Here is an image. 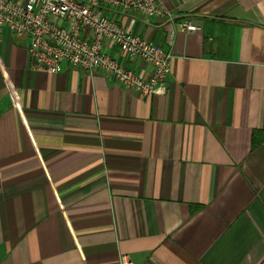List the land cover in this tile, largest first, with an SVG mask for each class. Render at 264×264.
Listing matches in <instances>:
<instances>
[{"label":"crops","instance_id":"crops-1","mask_svg":"<svg viewBox=\"0 0 264 264\" xmlns=\"http://www.w3.org/2000/svg\"><path fill=\"white\" fill-rule=\"evenodd\" d=\"M161 3L113 17L171 54L149 97L3 33L0 264H264V0Z\"/></svg>","mask_w":264,"mask_h":264},{"label":"built area","instance_id":"built-area-1","mask_svg":"<svg viewBox=\"0 0 264 264\" xmlns=\"http://www.w3.org/2000/svg\"><path fill=\"white\" fill-rule=\"evenodd\" d=\"M115 15H138L144 22L170 16L161 0H0V39L4 32L25 37L32 71L57 74L66 66L89 74L100 71L129 92L162 94L171 54L119 27ZM109 49L148 65L149 77L132 72ZM120 264L133 262L121 256Z\"/></svg>","mask_w":264,"mask_h":264},{"label":"trees","instance_id":"trees-1","mask_svg":"<svg viewBox=\"0 0 264 264\" xmlns=\"http://www.w3.org/2000/svg\"><path fill=\"white\" fill-rule=\"evenodd\" d=\"M255 146V143L253 142V144H252V147H254ZM196 209V208H195Z\"/></svg>","mask_w":264,"mask_h":264}]
</instances>
